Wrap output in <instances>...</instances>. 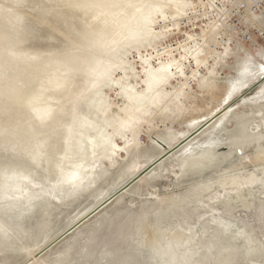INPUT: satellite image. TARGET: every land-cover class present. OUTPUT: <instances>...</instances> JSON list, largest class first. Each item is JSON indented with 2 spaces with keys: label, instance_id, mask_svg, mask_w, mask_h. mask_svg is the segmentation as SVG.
Listing matches in <instances>:
<instances>
[{
  "label": "rangeland",
  "instance_id": "obj_1",
  "mask_svg": "<svg viewBox=\"0 0 264 264\" xmlns=\"http://www.w3.org/2000/svg\"><path fill=\"white\" fill-rule=\"evenodd\" d=\"M185 3L0 0V264H264V46L199 67L188 92L157 84L139 54L206 49L159 20Z\"/></svg>",
  "mask_w": 264,
  "mask_h": 264
},
{
  "label": "bare ground",
  "instance_id": "obj_2",
  "mask_svg": "<svg viewBox=\"0 0 264 264\" xmlns=\"http://www.w3.org/2000/svg\"><path fill=\"white\" fill-rule=\"evenodd\" d=\"M185 1H186V3H185L186 5H185V8H184L182 14L180 15V17L179 16H170L169 17L166 13L160 12V14H161L160 16H162V17H160L159 20L163 19V21H165V22H166V20H168L170 22L172 21L173 23L171 24V26L173 27V31H175V29L178 30V29L187 28L189 31H192L194 33V31L192 30L193 28L196 27V28L200 29L201 35H198V34L194 33L193 37L195 38V41L197 42V41L201 40V38L203 36V39L205 41L204 45L206 47L205 50L208 52V55L204 56L203 52L205 50H202V48H199V49L193 50V51L190 50L189 52H186L184 55H181L180 60L178 62L172 61L171 59H174V58L180 56L181 52H183V51H181L182 48H187L188 47V44L180 46V44L182 45V43L187 42L188 40H190L192 38V37L191 38L188 37V39L186 41L182 42V43H179L178 41H177L178 42L177 44L168 43L167 45H165V47L162 49V51H160V55L158 53V50H156V51L154 50L153 52L148 53V54H146L144 56L139 54L138 58L145 65L144 71H146V74L148 73L150 78H154V80H155V82L157 84L164 83V82H169L170 80H174V81H176L177 85H181L182 86V89H183L184 92H188V91L191 90V87H192L189 84V82L191 80L198 82V77L195 76L194 73L198 70L199 67H201L202 69H207L208 70L209 68H211V62L213 60H216L217 57H219V61H227L228 57H232V55H235V54L244 55V56H247L249 54L244 52L245 48L243 46H239V45L233 46L232 44H230L228 42V40H226L223 37V35L220 33V31L218 30L217 26H206L204 24H202V25L196 24V22L199 20V18L197 17V9H198L197 6L198 5H197V3L194 0H185ZM151 14H152V16L156 15L157 11L151 12ZM108 15H111V16L115 17V20H117V19L121 20V16H122L120 10H117L115 12V14L113 12H111ZM133 15L138 16V17L140 16L137 11L134 12ZM184 21H187V23H185ZM104 36H106V35H104ZM99 37H100V35H99ZM225 49H229L230 51H227L225 53L220 52V51L225 50ZM242 49H244V51H242ZM259 50H256V51H259ZM154 60H156L158 63L153 64ZM163 61H167V62H163ZM251 61H253V59ZM258 61L259 60H257L256 62H258ZM189 65H192V69H190V70H188V68H189L188 66ZM161 68L168 69V71H166V72L158 71ZM177 69H179V72H177ZM218 72L219 71H217V73ZM151 85H152V83H150V86ZM231 88H232V86L229 85V87H228L229 91L231 90ZM49 111H50V107L38 108L36 110V113H37V115L40 116L43 113L48 114L47 112H49ZM222 114H223V111L219 115H217L215 118H213V119H211L209 121H211V123H212L214 120H216ZM247 131H248L247 128L241 129L240 133L238 135H236L235 137L231 138L230 140L232 141L233 144L239 145V146H243L244 150H246V148L251 146V141H249V144L247 143V145H246V141L245 140L251 139L250 137H252V133L251 132H247ZM156 142L158 143L159 147H162L163 149H170L171 148L169 145H167L164 142H161V141H158V140H156ZM215 149L217 151L215 150V152H213V153H212V151H209V152H206V153L199 154L198 156L195 155V156H191V158L180 160V161L183 162V168L186 169V168H208V167H210L211 164L216 160V158L219 157V153H218V149L219 148H215ZM244 150L241 149V147H240V151L242 152V154L241 153L240 154L237 153L238 156L241 157L243 155V151ZM179 159H181V158L179 157ZM255 160H256V162L264 161V151L258 152ZM163 161H161V162H163ZM240 165H242V163L238 162V164H237V163L233 162L232 163V168L237 170V169H239ZM137 177H140V176H137ZM120 191H118V192H120ZM116 194H114L110 199L113 200V198H115ZM104 206L105 205L103 204L100 208H102Z\"/></svg>",
  "mask_w": 264,
  "mask_h": 264
},
{
  "label": "built area",
  "instance_id": "obj_3",
  "mask_svg": "<svg viewBox=\"0 0 264 264\" xmlns=\"http://www.w3.org/2000/svg\"><path fill=\"white\" fill-rule=\"evenodd\" d=\"M194 1L198 5L196 24L217 26L230 44L243 46L247 54L264 46V0ZM192 30L201 35L200 29Z\"/></svg>",
  "mask_w": 264,
  "mask_h": 264
},
{
  "label": "water",
  "instance_id": "obj_4",
  "mask_svg": "<svg viewBox=\"0 0 264 264\" xmlns=\"http://www.w3.org/2000/svg\"><path fill=\"white\" fill-rule=\"evenodd\" d=\"M264 82V78L258 82L253 88L258 87L260 84H262ZM211 124V121L206 122L202 127H200L198 130L194 131L193 133H191L188 137H186L180 144H178L174 149L172 150H168L162 157H160V159H158L155 163H153L150 167H148L141 175L140 177H143L144 175L147 174V172H149L151 169H153L155 166H157V164H159L161 161L165 160L169 155H171L172 153H174L175 151H177L180 147H182L183 145H185L186 143H188L191 139L195 138L197 135H199L206 127H208ZM140 177H136L135 179H133L127 186H125L120 192H118L116 194L115 197H117L118 195H120L121 193H123L125 190H127L130 186H132L134 183H136ZM114 199V198H113ZM110 201H112V199L107 200L104 205H107Z\"/></svg>",
  "mask_w": 264,
  "mask_h": 264
},
{
  "label": "snow or ice",
  "instance_id": "obj_5",
  "mask_svg": "<svg viewBox=\"0 0 264 264\" xmlns=\"http://www.w3.org/2000/svg\"><path fill=\"white\" fill-rule=\"evenodd\" d=\"M113 6H116V5H113ZM129 6H132V5H129ZM165 31H168V29L165 28ZM158 71L166 72V71H168V69L161 68V69H159ZM177 72H179V69H177Z\"/></svg>",
  "mask_w": 264,
  "mask_h": 264
}]
</instances>
